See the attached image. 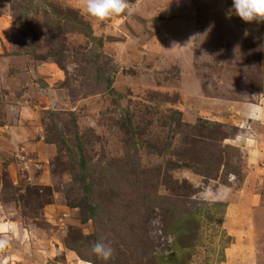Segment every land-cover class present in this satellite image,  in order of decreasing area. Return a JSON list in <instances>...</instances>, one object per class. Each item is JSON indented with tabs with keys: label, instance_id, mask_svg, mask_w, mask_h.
Here are the masks:
<instances>
[{
	"label": "rangeland",
	"instance_id": "1",
	"mask_svg": "<svg viewBox=\"0 0 264 264\" xmlns=\"http://www.w3.org/2000/svg\"><path fill=\"white\" fill-rule=\"evenodd\" d=\"M0 264H264V0H0Z\"/></svg>",
	"mask_w": 264,
	"mask_h": 264
}]
</instances>
